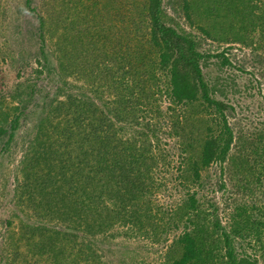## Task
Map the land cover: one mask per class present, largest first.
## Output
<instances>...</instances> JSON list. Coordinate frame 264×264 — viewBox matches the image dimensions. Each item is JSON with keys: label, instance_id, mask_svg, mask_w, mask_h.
<instances>
[{"label": "trees", "instance_id": "16d2710c", "mask_svg": "<svg viewBox=\"0 0 264 264\" xmlns=\"http://www.w3.org/2000/svg\"><path fill=\"white\" fill-rule=\"evenodd\" d=\"M162 1L146 0L145 4L149 43L157 50V62L149 75L155 78L154 72L159 71L167 78L165 93L172 103L169 110L174 112L173 106L182 109L197 103L201 111L208 114V119H203L202 137L188 129L186 123L179 122L178 115L170 119V135L178 139L179 182L186 189L185 196L164 212L160 223L155 222L151 192L154 188L152 167L157 164V158L152 154V145L146 133L124 138L116 126L117 121L139 123L134 110L128 109L133 107L128 99L133 88L121 82L132 59L120 58L118 64L114 63L117 66L113 71L109 64L111 53L101 51L111 40L99 30L100 25L88 20L77 24L74 19H63V30L55 42L57 72L62 85L69 76L84 85L80 86L82 91L78 94L66 93L63 99H52L38 118L22 160V179L15 194L17 204H25L33 210V216L41 220L62 224L63 230L43 222H22L25 255L43 258L44 264H102L91 241L80 238V231L96 234L118 223L132 225L152 236L160 229L178 232L161 255V264H260L264 261V221L254 218L255 205L250 207L245 200L235 203L228 215L232 225L226 230L219 222L215 205L209 204L211 210L204 208V201L192 189L202 181L201 169L212 162L220 164L222 173L226 162V175L236 192L252 191L254 185L264 184V129L250 131L248 135L240 131L235 136L228 122L233 107L213 96V88L201 68V61L209 55L220 58L221 65L229 64L228 58L222 52L204 54L199 51L191 35L177 31L168 23L171 18L163 9ZM182 1L189 18L191 4ZM259 1L242 3L241 0L239 8L238 3H229L233 8L232 17H238L239 27L249 25L254 29L258 26L264 32V15L255 14H264V0ZM24 3L29 6L31 1ZM214 9L218 10L219 5L209 4L206 11L213 13ZM46 13L47 8L36 12L35 29L41 39L54 20L51 13ZM254 17L258 21H254ZM247 21L251 23L242 26ZM245 31L237 28L233 34L238 42L250 47L255 58L263 59L264 53L251 47L253 39ZM39 47L43 54V45ZM2 55L0 49V63L4 60ZM102 89L112 90L117 96L101 108L94 97ZM145 90L148 91L145 97L155 93L151 86ZM138 95L143 96L142 91ZM12 109L13 115L0 105L3 144L13 140L18 127L21 111L17 106ZM196 144L201 146L199 155L194 152ZM246 239L256 242L251 244L250 250L236 242ZM8 256H0V264H10Z\"/></svg>", "mask_w": 264, "mask_h": 264}, {"label": "rangeland", "instance_id": "374dc122", "mask_svg": "<svg viewBox=\"0 0 264 264\" xmlns=\"http://www.w3.org/2000/svg\"><path fill=\"white\" fill-rule=\"evenodd\" d=\"M24 1L0 0V49L4 57L0 63V105L12 115L15 106L21 111L13 140L9 144H3L0 140V256L4 258L9 255L10 264H44L43 258L39 260L37 256L25 255L21 224L43 222L61 232L63 226L53 220L33 216L31 208L17 204L15 194L22 179V160L36 131L38 118L48 109L52 99H63L66 93L78 94L82 91L80 86L84 85L72 76L66 78V84L62 85L57 72L55 42L63 30V19H74L77 24L88 20L100 25L99 30L103 31L106 39L111 40L105 43L101 51L111 53L109 64H112L113 71L120 58L124 57V61L132 59V65L126 67L128 69L121 82L133 88L132 96L128 97L129 105L133 107L128 109L134 110L139 123L117 121L116 126L120 128L119 135L124 138L140 137L139 132L146 133L152 145V154L157 158V164L152 167L154 188L151 192L155 222L160 223L164 212L173 208L186 191L179 182L180 152L177 137L170 135V119L178 115L179 122L186 123L188 129L202 137L205 131L203 122L208 119V114L203 113L197 103L182 109L173 106L174 112L169 110L168 106L172 103L165 93L167 78L159 71L154 72L155 78L149 75L157 62V50L149 43L146 0H30L29 6ZM187 1L191 4L189 18L185 15L182 0H163L162 7L171 18L168 23L177 31L191 35L199 51L204 54L222 52L228 58L229 64L221 65L220 58L209 55L201 61V68L213 88V96L233 107L228 114V122L235 136L240 131L248 135L250 131L264 129V58H255L250 47L238 42L233 34L237 28L246 30L245 34L253 39L251 47H256L257 52L263 54L264 32L258 26L250 29L246 25L251 23L249 21L242 24L246 26L239 27L236 21L238 17H232L233 8L229 3H238L239 8L241 0H227L225 3L221 0ZM257 2L260 3L259 0ZM242 3H245L244 0ZM209 4L219 5V9L209 13L206 11ZM40 8H47L46 14L51 13L54 19L47 26L49 31L44 32L42 39L35 29L36 12ZM57 13L58 16H55ZM255 14L259 17L264 15H260V12ZM254 21H258V18L254 17ZM31 30L36 34H30ZM41 44L43 54L39 49ZM148 86L155 93L145 97ZM141 91L143 96L138 95ZM127 94L130 95L131 90ZM116 96L112 90L102 89L94 100L102 108L104 103ZM200 150L201 146L196 144L195 154L199 155ZM223 165V173L218 162L201 169L202 181L192 187L204 201V208L211 210L209 204L215 205L219 222L226 230L232 225L228 217L232 207L242 200L248 202L250 207L255 205L254 218L264 221V184L254 185L252 191L236 192L227 178L226 162ZM222 182H225L223 186L220 185ZM108 205H111L110 201ZM170 230L160 229L156 236H152L141 233L132 225L117 223L96 234L80 231V238L91 241L102 264H161V255L167 244L178 233ZM236 242L247 250L251 249V244H256L249 239ZM260 264H264V261Z\"/></svg>", "mask_w": 264, "mask_h": 264}]
</instances>
